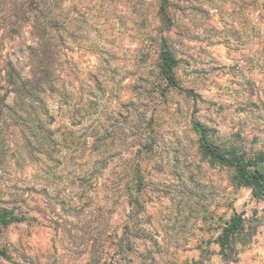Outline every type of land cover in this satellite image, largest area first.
Returning a JSON list of instances; mask_svg holds the SVG:
<instances>
[{"label": "rangeland", "instance_id": "1", "mask_svg": "<svg viewBox=\"0 0 264 264\" xmlns=\"http://www.w3.org/2000/svg\"><path fill=\"white\" fill-rule=\"evenodd\" d=\"M22 1L0 0V207L24 219L0 224V264H264V200L193 128L264 151V0H26L10 19ZM163 39L182 90L160 74Z\"/></svg>", "mask_w": 264, "mask_h": 264}, {"label": "trees", "instance_id": "2", "mask_svg": "<svg viewBox=\"0 0 264 264\" xmlns=\"http://www.w3.org/2000/svg\"><path fill=\"white\" fill-rule=\"evenodd\" d=\"M26 0H23L21 5L19 6V11L14 14H10L9 18L14 20H23V9L25 7ZM164 3L167 0H163ZM13 5V4H12ZM162 14L164 18H167V10L163 6ZM55 20L52 18L50 23H54ZM49 31V28L44 31V35L48 38L49 34H52ZM52 44H47L42 47L41 55L43 56V60L39 62V69H37V73H40V78L43 80L46 86H51V76L54 74V63L52 62V53H53ZM160 59V74L164 81L174 89L182 90L180 87L177 76L176 69L178 66V60L175 58L173 51L168 46L166 40H162V47L159 53ZM11 66V74L9 75V83L22 88L23 84L20 82V74L16 71V69ZM10 73V72H9ZM11 75L15 77V80L12 79ZM18 80V81H17ZM190 94H194L191 90L186 91ZM193 128L200 138V145L203 153L207 155L211 160L216 163L223 165L224 167L230 168L235 172V179L238 184L242 187L248 188L251 190L253 197L256 199L264 200V151H258L254 155H246L244 153L238 152L236 149L221 147L220 145L214 143L209 136V130L207 127L202 125L201 123L194 122ZM132 200H135L132 196L130 197ZM130 201V205L134 203ZM24 220L23 218L19 219L14 216V213L9 211L6 208L0 207V224L4 226H8L13 222H21ZM244 230V217L242 214H234L230 221L224 227L219 239L218 244L221 249L222 256L224 259L227 258L229 251L234 243V239L241 234ZM0 257L9 258L5 250L0 249ZM226 259V261H228ZM99 259H93L90 261V264H101ZM103 264H122L121 261H111L110 263L104 262Z\"/></svg>", "mask_w": 264, "mask_h": 264}]
</instances>
